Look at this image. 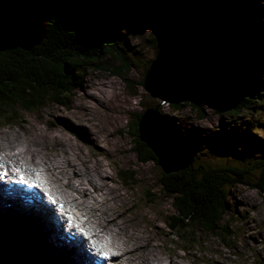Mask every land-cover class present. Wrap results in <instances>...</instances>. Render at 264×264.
Masks as SVG:
<instances>
[{
    "label": "rangeland",
    "instance_id": "obj_1",
    "mask_svg": "<svg viewBox=\"0 0 264 264\" xmlns=\"http://www.w3.org/2000/svg\"><path fill=\"white\" fill-rule=\"evenodd\" d=\"M200 2V10L216 16V24L223 23L227 31L251 39L256 35L264 41V0ZM179 22V19L172 20L171 24ZM116 28L125 48V57L130 62L123 76L111 70L87 66L81 84L73 90L70 98L65 99L66 103H47L37 112H17L18 120L0 121L3 140L36 144L34 148H40L36 152V160L41 162L48 160L53 152L63 151H58L63 145L67 147L64 153L65 157L70 155L71 164L80 160L82 167H96L110 190L113 188L122 197H118L119 206L116 209L120 213L126 210V215L122 214L119 218L123 222L125 236L146 240L148 251L159 253L165 263L175 255L180 256L178 260L183 264H257L264 260V191L243 181L227 186L229 208L222 224L232 236L222 239L202 234L194 239V250H185L193 243L184 244L166 224L174 208L172 198L160 190L162 168L153 161H139L134 140L127 132L128 122L137 114H142L149 107L159 106L184 137L198 148L196 155L201 161L198 160L197 164L240 166L236 155L227 150L241 142V134L246 128L254 129L252 141L259 147L257 154H264V90L256 104L237 116L220 114L206 103L201 105L204 118L191 107L175 110L168 103L150 96L143 86L145 72L156 56V38L166 33L164 28L160 25L138 27L128 18L117 22ZM205 40V35H200L199 42L205 43ZM102 60L112 66L120 64L117 55H105ZM69 142L71 150L67 145ZM16 145L23 152L22 159L30 164V154L24 152V144L16 142ZM58 157L64 158L62 155ZM122 172L132 174L134 182L133 179L125 182L120 178L118 175ZM257 174L253 171L245 180L255 182ZM54 186L61 191L60 194L70 195L69 190L62 191L60 184L55 183ZM7 221L0 217V241L4 248L2 258L48 264L49 250L34 247L29 237L26 245L33 246V251L27 247L18 249L25 239L15 233Z\"/></svg>",
    "mask_w": 264,
    "mask_h": 264
},
{
    "label": "trees",
    "instance_id": "obj_2",
    "mask_svg": "<svg viewBox=\"0 0 264 264\" xmlns=\"http://www.w3.org/2000/svg\"><path fill=\"white\" fill-rule=\"evenodd\" d=\"M50 2L55 12L43 43L30 51L0 52V121L18 120L17 112H37L47 103H66L81 84L87 66L123 76L130 66L116 28L123 18L138 27L160 25L165 32H173L200 64L203 78L198 100L169 104L171 108L191 107L204 118L201 104L208 102L218 113L232 117L251 108L263 94L262 37L251 39L227 31L223 23L216 24V16L200 10V0ZM177 19L180 22L172 25ZM202 34L205 43L199 42ZM105 55H117L120 64L103 63ZM140 116L128 122L127 132L134 140L139 161L157 163L151 149L139 140ZM241 137V142L231 145L227 152L235 154L242 167L197 164L201 159L196 155L189 168L168 174L161 171L160 190L172 198L174 208L166 224L184 244L193 243L185 250H194L193 241L202 234L222 239L232 236L222 224L229 208L227 186L243 181L264 191V154H257L259 147L252 141L254 129L246 128ZM253 171L258 173L256 181L247 182L245 177ZM119 176L126 182L133 179L132 174L123 172ZM257 264H264V260Z\"/></svg>",
    "mask_w": 264,
    "mask_h": 264
},
{
    "label": "water",
    "instance_id": "obj_3",
    "mask_svg": "<svg viewBox=\"0 0 264 264\" xmlns=\"http://www.w3.org/2000/svg\"><path fill=\"white\" fill-rule=\"evenodd\" d=\"M54 12L50 0H3L0 4V52L30 51L41 45L47 38V27ZM154 49L156 56L143 79L145 90L168 104L197 101L203 73L190 50L173 32L157 37ZM138 133L139 140L151 149L164 173L178 172L193 164L198 148L158 107H149L142 112ZM3 251L0 242V264H39L19 259L4 260Z\"/></svg>",
    "mask_w": 264,
    "mask_h": 264
},
{
    "label": "bare ground",
    "instance_id": "obj_4",
    "mask_svg": "<svg viewBox=\"0 0 264 264\" xmlns=\"http://www.w3.org/2000/svg\"><path fill=\"white\" fill-rule=\"evenodd\" d=\"M1 133L2 131L0 130V152H2L4 155H9L12 158L9 159V162L5 159H0L1 169L9 172L13 168L14 163L17 164L19 162L26 161L22 159L23 152L20 148H17L16 142L24 144V152L30 154L29 161L31 162V167L33 168L30 172L37 171L38 166L40 165L44 168V173L49 175V178H52V180H47L49 183H51L52 185H54L55 183L60 184L62 191L66 189L69 190L70 195L67 196L71 197L73 201L81 206L79 208V212L75 214L77 215V218L81 220V224L83 226H87V224L93 226V224H95L101 232L110 234V236H112V240L117 244L116 246L119 249L120 247L122 248L120 259L123 258L122 260L125 261V264H183L182 261L178 260L181 259L180 256L176 255L175 257L170 259L168 263H165L164 259L160 258V256L158 255L159 253L156 254V252L154 253L152 250L148 251V242L146 240L136 239L131 236H125V228L123 227V222L119 218L122 214L126 215V210L122 208L123 211H121L120 213V211H117L116 209L117 206H119L117 203L118 197H122H120L116 190H114L113 188H111L112 191L110 190L106 180L99 174L98 171H96L98 170L96 167H92L91 165V167H82L80 160L78 163L74 164L73 162V164H71V161L68 159V156L70 155L67 154L68 156L65 157L66 153H64L65 150H67V147L63 145L58 149V151H63L57 153L53 152L48 160H42V162L37 161L36 152L39 151L40 148L35 149L34 145L36 144L29 143L28 141L13 140L5 142ZM67 145L71 150V143L69 142L67 143ZM59 155L64 156V158L58 157ZM85 161L88 163L87 159ZM16 168L20 170V167ZM107 175L109 177V174ZM56 192L60 194L61 191L59 192L56 190ZM63 199L66 200L65 198ZM6 201L7 199L4 198V192L2 190L0 191V217H2L6 221L8 219L7 222H9L15 229V233L21 234L20 236L25 239V241L21 242L22 244H19L18 249L21 247H27L31 251H33V246L39 248L40 250L47 249L49 250L50 254L49 258L54 261V264L56 261H58L59 264H62L64 262H66L67 264H81V262H78L80 253H77L72 248L66 251L58 250L59 245L57 242V237H59V235H62V233L64 234L66 231V227H64V229L62 230L60 225H57V222H60V219H58V217L54 219V215L49 214L48 212L42 214L27 212L21 207H18L19 210H16L13 207L7 208L5 207ZM91 206L93 207L90 209H85ZM92 210L97 212L90 213ZM50 211L52 212V210ZM53 232L55 234L54 236ZM91 232L92 233H90V235L95 236V230L91 229ZM121 232L123 233L121 236H119V233ZM66 233L69 236L70 234H72V231L67 229ZM97 234L101 235L99 234V232ZM28 237L34 244L33 246L28 247L29 244H27L28 246L26 245V243H29ZM0 242L2 243V241ZM21 257L26 258L24 255H21ZM39 258L41 257L39 256ZM50 259L49 261H47L48 264H52V261ZM115 263H117V261Z\"/></svg>",
    "mask_w": 264,
    "mask_h": 264
},
{
    "label": "snow or ice",
    "instance_id": "obj_5",
    "mask_svg": "<svg viewBox=\"0 0 264 264\" xmlns=\"http://www.w3.org/2000/svg\"><path fill=\"white\" fill-rule=\"evenodd\" d=\"M16 171H19V169H16ZM103 255H104V256H107L108 253L105 252V253H103Z\"/></svg>",
    "mask_w": 264,
    "mask_h": 264
}]
</instances>
